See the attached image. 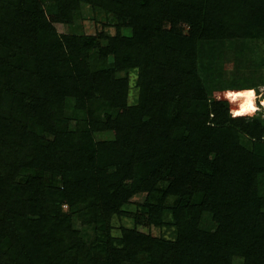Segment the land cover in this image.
Listing matches in <instances>:
<instances>
[{
  "label": "trees",
  "instance_id": "trees-1",
  "mask_svg": "<svg viewBox=\"0 0 264 264\" xmlns=\"http://www.w3.org/2000/svg\"><path fill=\"white\" fill-rule=\"evenodd\" d=\"M249 41L264 0H0V264H264V118L226 95L264 58L217 68Z\"/></svg>",
  "mask_w": 264,
  "mask_h": 264
},
{
  "label": "rangeland",
  "instance_id": "rangeland-1",
  "mask_svg": "<svg viewBox=\"0 0 264 264\" xmlns=\"http://www.w3.org/2000/svg\"><path fill=\"white\" fill-rule=\"evenodd\" d=\"M117 24V20L109 15L106 14L100 10L97 9H91L88 6H83L81 8V12L77 15L73 25L66 26L65 32H71L75 34H87V35H94L98 31H101L102 29L107 31L109 34L114 33V25ZM128 32V31H127ZM228 50L226 51V54L224 55L223 59L220 60L221 62L217 64V68L223 71V79L230 80L236 75V70H234L236 67H238V62H243L242 58L245 60L253 59L254 61L258 62L259 60L264 58V43L256 42V41H249L247 43L240 42L236 45H228ZM234 48L238 49L240 48L241 51H238V56H235ZM243 49V50H242ZM243 54H245L243 56ZM241 59V60H240ZM237 63V64H236ZM243 67V64L240 66V68ZM246 69V66L243 67V70ZM240 71H237V75ZM264 73V69L261 70ZM134 79L135 77H131L130 81V99L135 94V89L133 88L134 85ZM241 77L238 79L240 80ZM254 92V100L253 103L257 108V111L252 113L251 115H247L249 117H260L264 118V104L261 102L264 101V85H259L256 88L250 89ZM236 91H242V90H236ZM231 104L234 106V111L238 109V101L231 100ZM71 125H73V122H71ZM108 133H97L96 138L97 139H105L108 138ZM144 198V195H137L133 198V202H141ZM167 203H171V199H168ZM126 210L135 211L136 205L130 204L125 207ZM131 221L129 219H123L121 221L114 220V226H118L120 224L129 226ZM75 226L77 229H80V231H83L86 229L88 234L90 235V231L88 228H84L81 225L78 224V222H75ZM142 231H149L153 236H167V230L166 228H147V227H141L139 228ZM115 231V229H114ZM233 264H240L239 259H236Z\"/></svg>",
  "mask_w": 264,
  "mask_h": 264
},
{
  "label": "clouds",
  "instance_id": "clouds-1",
  "mask_svg": "<svg viewBox=\"0 0 264 264\" xmlns=\"http://www.w3.org/2000/svg\"><path fill=\"white\" fill-rule=\"evenodd\" d=\"M227 97L230 100L238 101V109L231 113L232 116L237 115H251L257 111L256 106L253 103L254 92L253 90H242V91H227ZM264 104V101L261 102Z\"/></svg>",
  "mask_w": 264,
  "mask_h": 264
}]
</instances>
